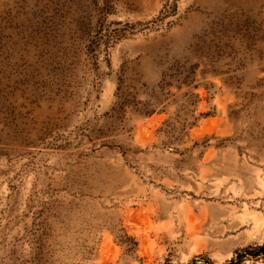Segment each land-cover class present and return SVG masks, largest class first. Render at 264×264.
Masks as SVG:
<instances>
[{"label":"rangeland","instance_id":"374dc122","mask_svg":"<svg viewBox=\"0 0 264 264\" xmlns=\"http://www.w3.org/2000/svg\"><path fill=\"white\" fill-rule=\"evenodd\" d=\"M264 0H0V264H264Z\"/></svg>","mask_w":264,"mask_h":264},{"label":"trees","instance_id":"16d2710c","mask_svg":"<svg viewBox=\"0 0 264 264\" xmlns=\"http://www.w3.org/2000/svg\"><path fill=\"white\" fill-rule=\"evenodd\" d=\"M262 254H264V253H262Z\"/></svg>","mask_w":264,"mask_h":264}]
</instances>
